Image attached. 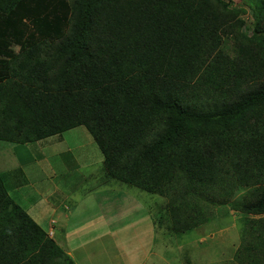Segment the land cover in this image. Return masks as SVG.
<instances>
[{
  "label": "trees",
  "instance_id": "1",
  "mask_svg": "<svg viewBox=\"0 0 264 264\" xmlns=\"http://www.w3.org/2000/svg\"><path fill=\"white\" fill-rule=\"evenodd\" d=\"M0 12V142L85 126L109 180L169 199L154 221L169 235L244 191L236 257L264 264V0H0ZM4 177L0 264H77Z\"/></svg>",
  "mask_w": 264,
  "mask_h": 264
},
{
  "label": "rangeland",
  "instance_id": "2",
  "mask_svg": "<svg viewBox=\"0 0 264 264\" xmlns=\"http://www.w3.org/2000/svg\"><path fill=\"white\" fill-rule=\"evenodd\" d=\"M226 1L238 5L244 0ZM51 10L52 8L49 9ZM4 17L0 15V19ZM243 17L246 20L243 31L251 35L252 19L249 15ZM74 130L29 146L0 142L1 176H5L4 179L9 182L25 184L23 191L22 188L18 191L23 198L20 201L21 206L27 212L25 197L31 199L34 207L38 203H44L49 211L48 214L41 209L37 212L43 213L48 220L53 219L54 223L63 220L64 216L67 219L72 217L73 220L85 219L90 214L87 213L90 210L93 215L105 216L103 223L112 226L127 223L131 228L145 221L146 227L136 228L139 232H147L151 238L146 247L142 248L140 255L135 256L133 262L131 258L123 260L122 264L239 263L236 252L247 244L243 240V230L248 221L236 214L231 205L240 201L239 196H243L244 191H240L224 206L215 201L209 204L207 211L212 210L210 214L212 219L196 230H189L181 235H166L162 229L155 228L153 221L163 213L169 199L109 180L105 172L103 153L90 132L85 127ZM75 156L80 166L75 171H71L69 161L75 159ZM11 162H14V166L10 164ZM21 169L25 171L24 175L30 181L22 180L19 175ZM8 181L6 186L10 190ZM87 196L98 200H85ZM53 206L56 213H53ZM148 223L150 228L147 227ZM95 226L100 232L110 229L106 224ZM87 234V229L81 230L83 235L81 245L77 253L73 254L77 264H110L109 261H116L119 255L127 254L124 250L118 252L114 245L106 247L97 245L92 237H86Z\"/></svg>",
  "mask_w": 264,
  "mask_h": 264
},
{
  "label": "crops",
  "instance_id": "3",
  "mask_svg": "<svg viewBox=\"0 0 264 264\" xmlns=\"http://www.w3.org/2000/svg\"><path fill=\"white\" fill-rule=\"evenodd\" d=\"M71 162H73L75 165V169L73 170L75 171L76 168L80 166L76 156L75 159L69 161V165L71 164ZM8 184L10 189L8 190L9 194H11V196L17 201V203L21 204L20 201L23 200V198H21L18 190L22 188L23 191L26 186L22 187V184L18 185L15 184V182L13 183L11 181H8ZM37 191L39 192V190ZM36 194L39 193L36 192ZM84 199L88 201L98 200L90 196H87ZM24 203H26L28 207L27 213L44 229V231L52 236L57 241V243L72 256L74 253H77L78 248L81 245V239L83 237V235H81V230L83 229L88 230V234L86 235V237H92L97 245L105 247L114 245L115 249L118 252H120V250H124L127 252L125 256L119 255L116 261H109L110 264H122L123 260L131 258L133 262L135 256H137L138 254L140 255L142 248L146 247L148 240L151 238L150 234L144 231L139 232L136 228L138 226L146 227L145 221L131 228L127 226V223H120V226H118V224L112 226L111 224L109 225L107 223H103V219L106 218L105 216L93 215L91 214L90 210L87 212L90 214L85 219L82 218L80 220H73L72 217H70V219H67V217L65 218L64 216L63 220L61 219L60 221L54 223L53 219L48 220V218L45 217L43 213L37 212L41 209L48 214L49 211H47V207L44 205V203H38V205L34 207L31 199H27L26 197ZM52 208L53 213H56L55 207L53 206ZM96 224H106L110 229L106 232H100V229L95 226ZM147 227L150 228L149 223ZM121 245L125 248H122Z\"/></svg>",
  "mask_w": 264,
  "mask_h": 264
},
{
  "label": "clouds",
  "instance_id": "4",
  "mask_svg": "<svg viewBox=\"0 0 264 264\" xmlns=\"http://www.w3.org/2000/svg\"><path fill=\"white\" fill-rule=\"evenodd\" d=\"M80 127H85V126H80ZM79 126L78 127H76V128H73V129H71V130H68V131H75L74 129H77V128H80ZM86 128V127H85ZM87 129V128H86ZM88 130V129H87ZM68 131H66V132H68ZM65 133V132H64ZM63 134V133H62ZM91 134V133H90ZM92 135V134H91ZM93 137V136H92ZM94 139V138H93ZM94 141H95V139H94ZM97 144V143H96ZM116 183V182H115ZM151 221H153L152 219H151ZM153 223H154V221H153ZM154 225H155V223H154ZM200 227V226H199ZM155 228L158 230V229H162L163 231H164V233L167 235V234H169L167 231H166V229L164 228V227H157V226H155ZM197 229V228H196ZM195 229V230H196ZM47 233V232H46ZM49 235V234H48ZM179 235H181V234H179ZM50 236V235H49ZM171 236H175V235H171ZM50 237H52V236H50ZM198 242H199V240H198ZM202 244H205V243H202ZM66 251V250H65ZM67 252V251H66ZM68 253V252H67ZM69 254V253H68ZM70 255V254H69Z\"/></svg>",
  "mask_w": 264,
  "mask_h": 264
}]
</instances>
